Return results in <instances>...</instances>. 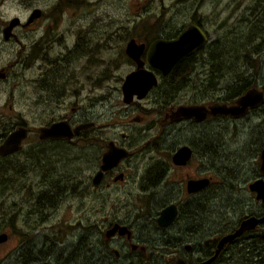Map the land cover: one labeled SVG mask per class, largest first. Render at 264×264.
Segmentation results:
<instances>
[{"label":"flooded vegetation","instance_id":"obj_1","mask_svg":"<svg viewBox=\"0 0 264 264\" xmlns=\"http://www.w3.org/2000/svg\"><path fill=\"white\" fill-rule=\"evenodd\" d=\"M7 1L9 0H0V57L3 43L16 44L22 48L18 53L24 55V50L27 52L26 58L20 62L22 66L26 65L30 69L40 59H43L48 67L42 69L41 77L35 79L39 88L31 93L30 96L32 105L42 108L41 112L35 113L36 119H40L39 122L41 123L28 126L23 121L16 124L7 133H4L1 136L0 145L3 144L12 131L20 126L30 128L28 137L23 141L22 150L9 155H0V158L6 160L22 152L29 138L34 141L32 147L34 152L30 150L32 164H36V161L40 159V157L37 159V155H40V153L44 156V153L57 149L56 151L60 153L59 157H48L47 161L46 157L44 158V170L48 174H45L44 178V194L41 196L38 193V199L43 198L45 201H53L56 204H60L68 196L84 194L86 189L76 188L77 183L83 184L82 181H77L76 177L73 180V176L55 174L56 171H61L60 167L66 166L64 163L60 165L61 162L68 160V164L71 163L66 157V149H71V151L78 153L86 143H94L91 145L96 146L97 154H95L92 161L94 165L93 174L89 177V182L92 185L87 184V188L91 187L96 193L103 189L108 190L111 197L110 202L117 206L113 211L107 212L105 222L100 223L96 219L89 225L82 220L73 224L74 230H77L75 232L80 235L73 249H67L57 244V242L61 241V237L54 238L52 240L54 241V249L44 253L46 261L35 262V264H264V136L260 135V127L264 125V102L257 107H250L246 114L239 117H234L230 114H209L202 121H197L194 118L172 120L169 117L180 106L192 104L205 106L212 104L234 105L241 96L250 90L257 89L264 92V67L260 69V65H257L252 59L255 53H259L257 51L261 50V47L256 52L249 53L248 51L244 52V57L240 56L241 60H247L246 65L248 67L245 68L249 72L248 74L239 73L238 81L233 78L230 81L231 83L225 86L222 84L223 79L217 84L212 83V75L220 69H217V67L214 69V66L208 61L211 59L210 52L213 45L216 42H226V36L220 35L222 31L220 25L222 23L213 25L215 32L209 30L207 26L211 23L210 17L205 13L199 12V9L190 19L186 17V25L183 24L181 28L176 29V32L172 33L169 27L166 26L164 28L166 34L163 35V32H161L153 36V40L150 43L146 41L138 42L136 38L130 39H135L138 43H144L149 47L158 39H177L183 31L189 29L192 25L199 26L207 37L205 45L186 57L176 67L177 69L186 61V78L179 79L178 83L171 79L167 87L164 86L156 97V102L163 105L160 108V112L163 114L160 124L162 126L166 124L178 126L189 121L196 127H201L202 132L209 129L213 130L215 127L216 130L227 132L229 128L233 127L232 131L235 133L230 139L232 141L237 134L242 133L244 135L247 132L248 136L244 139L239 138L236 140L243 143L244 140L248 139L247 143L253 145L248 154L255 155L254 161L257 162L246 171L235 169L232 175H228L225 178V181L217 182L222 185L215 188L213 175L188 177L186 180V166L189 165L197 153L199 154L197 143L186 144L177 142L172 149L159 147L156 144V148H149V151H154V157L157 158L153 160L156 162L151 164L148 169L146 166L144 173L141 175L140 157L144 155L146 149L138 147L140 141L135 143L127 142V133H122L123 139L121 141L114 139V137L107 141L101 136L99 131H96L98 127L97 119L88 116L82 111L84 101L89 103L98 101V97L95 99L92 94L93 90H97L98 84L94 75L97 72V68L95 64H92L94 60L91 59L95 57L97 50L95 44L97 41L90 38L85 31L82 36L76 39L75 46L70 48L63 36L62 42L67 51L65 53L62 52L57 57H52L48 53L49 50H52L51 47L58 37L56 34L59 33L62 25L60 24L59 27L55 21L49 20V22L45 21V24L41 25L42 28L44 27L42 37L36 41L30 53V45L27 48L24 37L30 39V32L38 31L35 25L43 17L44 11L39 7H33L30 14V0H23L26 2V8L28 7L27 10L29 11L27 19L14 16L6 20L2 17L1 9L2 5ZM214 1L201 0L199 7L202 8L208 3L214 5ZM64 6H66V3L62 1L57 9L61 10ZM251 6L248 5L246 13L244 11L242 16H239L237 19L239 22H247L249 24L251 18L255 15V18L260 23L261 17H259L258 12L254 13ZM37 8L41 9L40 17L30 21L32 13ZM15 18H19V22L12 26ZM254 19L251 25H254ZM166 25L170 26L169 24ZM171 26L173 27L172 24ZM10 27V32H7ZM92 32H94V29ZM241 42H245V39ZM262 44L261 40L259 45L261 46ZM42 49L45 50V54L41 52ZM125 54L127 55L126 48ZM145 57L144 53V60ZM87 58H90V61L83 66L84 60L86 61ZM128 59L133 64L135 63L136 68L134 70H136V62L129 56ZM236 59H239V57ZM198 67H201L200 70H198ZM146 68H148L147 65ZM251 70H254V73H250ZM173 73L167 77L156 73L158 84L144 98L139 99L135 96L132 102L126 103L123 95L124 103L127 106L138 105L143 100H146L153 90L160 86L162 80H168ZM9 74V67L0 65V82L7 80ZM193 74L205 75V89L215 90L218 95L211 99L204 98L199 103L186 104V101L181 100L183 93L186 91L185 87L181 86L186 83V87H189L191 85L189 78ZM83 76H86L89 80L93 79L94 83H84L82 80ZM85 91L89 93H84ZM143 119L142 115H138L134 121L139 123ZM59 122H67L72 128L88 122H92L94 125L90 129L75 134L70 139H42L40 133L35 131V129L50 127ZM214 122L217 125H212ZM262 134L264 135L263 132ZM106 141V149L98 146L99 142L104 144ZM204 141L206 142L203 138L202 142L204 145L202 146L204 152H201L202 149L200 151L204 156L217 153V151L214 153L216 149L219 150V154H222L223 150L225 151L228 148L227 140L223 135L217 138V143L210 144L209 148L205 146ZM110 142H114L118 147L127 149L129 154L112 168L102 170L103 156L108 151ZM244 143L240 148L241 150H236H244L247 146V143ZM186 145L192 148L193 156L187 164H177L174 156ZM40 146H42L41 150ZM77 156L79 155H75V157ZM138 161H140V164ZM101 170L103 172L102 178L96 185L95 178ZM219 170L224 173L223 169L219 168ZM134 176L135 179H132ZM202 178H208L209 184L191 193L188 189V182L191 179ZM133 182V187L137 188V192L136 196H134V203H131L133 195L130 186H132ZM228 189L233 194L223 195ZM186 197H191L192 199L198 197V205L193 206V208H186ZM215 201H219L220 211L211 209V204ZM137 202H146L148 205L147 210L137 207ZM121 204L127 206H119ZM170 205L176 206V215L170 224L161 225L159 221L161 213ZM30 214L41 215L39 212ZM43 217L46 220L49 219L45 214H43ZM17 219L18 216L15 213L0 217V235H8V239L0 243V247L10 240L12 231L19 233L20 228L17 226ZM56 227L61 229L60 225L53 228ZM81 231L84 232L81 233ZM85 234L87 239L90 240L89 245L87 243L84 244L85 242L82 243ZM45 239H49L47 233ZM56 252L60 253L58 258L55 256ZM11 254H6V259ZM239 254H241L240 258ZM61 255H65L64 258L60 257ZM24 256L25 254L20 255L18 251V255L13 256V264H21L25 261ZM79 256L83 257L82 263L78 262ZM41 259L42 257L37 255L36 260V257L30 251V261H40Z\"/></svg>","mask_w":264,"mask_h":264},{"label":"rangeland","instance_id":"obj_2","mask_svg":"<svg viewBox=\"0 0 264 264\" xmlns=\"http://www.w3.org/2000/svg\"><path fill=\"white\" fill-rule=\"evenodd\" d=\"M62 1L66 3V6L59 10L57 7ZM200 1L30 0V14L33 7H39L44 11V15L38 24L35 25L38 31L30 32V39L24 37L26 39L24 42L27 48L30 45L31 53L36 41L42 37L44 27L42 28L41 25L45 24V21H55L59 27L60 24L62 27L59 33L56 34L58 37L51 47L52 50H49L51 54L48 53V55L57 57L62 52L65 53L67 51L62 42L63 36L66 44L72 48L75 46L76 39L86 31L90 38L97 41L95 44L96 54L91 59L94 60L92 64H95L97 68V72L94 75L99 88L97 87V90L92 92L95 99L98 97V101L92 103L84 101L82 111L88 116L97 119L98 127L96 131H99L101 136L107 141L111 137L121 141L123 139L122 133L128 134L127 142L135 143L140 141L138 147L146 149L144 155L140 157L141 164L138 161L142 170L141 175L144 173L146 166L148 169L151 164L156 162L153 160L157 158L154 157V151H149L156 148V144L159 147L172 149L177 142L186 144L197 143L199 154L197 153L189 165L186 166V180L188 177L213 175L215 188H218L222 184L217 182L225 181V178L228 175H232L235 169L246 171L257 163L254 161L255 155L248 154L253 146L247 143L248 139L244 140L247 143L244 150H236L245 144L244 142L241 143V141L238 142L236 139H244L248 136L247 132L244 135L242 133L237 134L232 141L230 139L235 133L232 131L233 127L229 128L227 132L216 130V127L213 130L209 129L202 132L201 127H196L189 121L178 126L169 124L162 126L160 123L163 119V114L160 112V108L163 105L156 102V97L164 86L167 87L170 80H162L160 86L153 90L150 96L138 105L127 106L123 101L121 90L127 74L136 68L135 63L133 64L125 54L127 42L131 38H136L138 42L146 41L150 43L153 40V36L161 32H163V35L166 34L164 29L166 26L169 27L172 33L176 32V29L181 28L183 24L186 25V17L190 19L198 9L199 12L209 15L211 21L209 26H207L209 30L215 32L213 25L222 23L220 25V29H222L220 35L226 36V46L228 48H234L237 46L235 45L236 43L244 41V39L245 42L243 43L250 45L251 49L255 48L257 51L261 47V50L257 51L259 53H255L252 59L257 65H260V69H263L264 4L262 6L259 5V0H215L214 5L208 3V5L200 8ZM248 5H252L254 13L259 10V17L262 15L263 22L260 23L262 25L259 24L255 27V22L257 21L255 15L251 18V22L255 18L254 25H251L250 21L247 24V22H239L237 20L244 11L246 13ZM27 8L26 2L23 0H9L2 5L1 14L6 20L14 16L27 19L29 15ZM231 20L233 21L231 22ZM93 29L94 32H92ZM261 40L263 44L260 46L259 42ZM2 46L0 65L9 67L10 74L7 80L0 82V143L1 136L20 122L24 121L28 126L41 123L39 122L40 119H36L35 113L41 112L42 108L33 106L30 96L31 93L39 88L35 79L41 77L42 69L48 67L43 59H40L30 69L26 65L22 66L20 62L26 58L27 52L24 50V55L18 53L22 48L16 44L3 43ZM41 52L45 54V50L42 49ZM232 56L234 57L232 59L233 68L225 72L226 76L222 81L225 86L228 82L229 84L231 83L233 75L231 73L234 68L237 70V75L239 73L248 74L249 72L245 68L248 67L246 65L247 60L243 58L241 60L240 58V56H245L244 53H232ZM237 57L239 59H236ZM89 61L90 58H87L86 61L84 60L83 66L87 65ZM200 68L198 67V70ZM250 73H254V70H251ZM192 77L189 78L191 80L189 87H186V83L181 86L186 89L181 98V100L186 101V104L199 103L204 98L211 99L218 95L215 90L205 89V75L193 74ZM82 80L87 84L94 83L93 79H90V81L86 76H83ZM84 93L89 92L85 91ZM138 115L144 117L139 123L134 121ZM212 125L217 124L214 122ZM260 129V135L264 136L262 134V132L264 133V125ZM218 133L226 138L228 148L225 151L223 150L222 154H219V150L216 149L214 153L215 151L217 153L204 156L201 153L204 152L202 139L206 140V142L204 141L205 146L209 148L210 144L217 143L216 140L220 137ZM107 141L104 144L99 142L98 146L106 149ZM33 143L34 141L29 138L22 152L6 160L0 158V217L11 213L17 214V226L20 228L19 233L12 231L10 240L0 247V264H13V256L18 255V251L20 255L25 254V261L21 264L45 262L46 256L44 253L54 249V241L52 240L57 237H61V241L57 242V244L67 249H73L80 236L78 232H75L77 230H74L73 224L82 220L89 225L96 219L100 223L105 222L107 212L113 211L117 207L110 202L111 197L108 190L103 189L96 193L91 187L87 188V184H90L89 177L92 176L94 171L92 161L95 154H97L96 146L91 145L94 143L90 142L86 143L78 153L71 151V149H66V157L72 165L70 162L68 164V160L63 161L60 165L64 163L66 166L60 167L61 171L55 172V174L73 176V180L76 177L77 181H82L83 184L77 183L76 188H86L84 194L68 196L58 207H47L46 215L49 219H45V221H41L37 225L40 215L30 213L37 212L35 210L39 194L41 196L44 194V178L45 174H48L44 170V158L46 157V161L48 157L57 158L60 153L56 151L57 149L44 153V156L40 153L41 156L37 155V159L39 157L40 159L36 161V164H32L30 150H32ZM39 148L41 150L42 146ZM32 152L34 151L32 150ZM77 154L79 156L75 157ZM219 168L223 169L224 173L220 172ZM6 170L7 172H5ZM132 179H135V176ZM133 184L134 182L130 186L133 195L131 203H134V196H136L137 192V188L133 187ZM229 194H233V192L228 189L223 195L228 196ZM219 204V201H215L211 204V209L220 211ZM136 205L142 210H147L148 205L146 202H137ZM195 205H198V197L196 199L186 197V208H193ZM119 206L126 207L127 205L121 204ZM58 225H60L61 229L58 227L53 228ZM83 232L81 231V233ZM46 233L49 237L48 240L45 239ZM82 243L90 244L86 234L83 236ZM30 251L36 257V260L37 255L42 257V259L40 261H30ZM10 253L12 254L6 259L5 255ZM59 254L56 252L55 256L58 258ZM64 256L61 255L60 257L64 258ZM238 256L240 258L241 254ZM82 259L83 257L79 256L78 262L82 263Z\"/></svg>","mask_w":264,"mask_h":264},{"label":"water","instance_id":"obj_3","mask_svg":"<svg viewBox=\"0 0 264 264\" xmlns=\"http://www.w3.org/2000/svg\"><path fill=\"white\" fill-rule=\"evenodd\" d=\"M40 15L41 9H35L30 17V21L40 17ZM17 22H19V18H15L12 22V26L16 25ZM10 30L11 27L7 29V32H10ZM206 41V35L197 25H192L189 29L183 31L177 39H158L149 47L144 43H138L135 39L130 40L126 45V53L136 62L137 69L127 74L124 79L122 84L124 101L130 103L134 100L135 96L139 99L144 98L149 91L158 84L156 73L164 77L171 75L186 57L202 48ZM144 53L146 55L145 60L143 59ZM146 65L148 68H146ZM263 102L264 92L254 89L241 96L234 105L212 104L205 106L201 104H192L180 106L176 111H173L169 117L172 120L194 118L197 121L204 120L209 114H230L234 117H239L246 114L250 107H257ZM93 125L94 123L88 122L72 128L67 122H59L50 127L35 129V131L40 133L42 139H70L75 134L90 129ZM29 133L30 128L27 126H20L12 131L3 144L0 145V155H9L21 151L23 148V141L28 137ZM108 148V151L103 156L102 170L112 168L129 154L127 149L118 147L114 142H110ZM192 156V148L186 145V147L181 148L177 152L174 156V160L177 164H187ZM102 170L95 178L96 185L102 178ZM208 184V178L191 179L188 182V189L192 193L204 188ZM176 212L175 205L166 207L159 218L160 224H170ZM7 239V234L0 235V243L5 242Z\"/></svg>","mask_w":264,"mask_h":264},{"label":"trees","instance_id":"obj_4","mask_svg":"<svg viewBox=\"0 0 264 264\" xmlns=\"http://www.w3.org/2000/svg\"><path fill=\"white\" fill-rule=\"evenodd\" d=\"M259 5H263L264 4V0H259L258 2ZM256 12H259V10H257ZM261 19H260V23L263 22L262 21V15L260 16ZM257 21L255 22V27L257 25H259V21L258 19H256ZM262 25V24H260ZM226 42L225 41H222V42H216L213 47L211 48V52H210V56H211V59L208 60L210 64H212L214 66V69L215 67H217V69L219 68L220 70L219 71H216L215 74L212 75L211 77V80H212V83H219L222 79L225 78L226 76V71L230 68H233L232 65L234 63H232V59L234 58L232 56V53H235V54H240V53H244V52H248L251 53V52H256V49L253 48L251 49L250 45H247V44H244L243 42H238L236 43L234 48H228L226 46ZM185 68H186V61L183 62L176 70L175 72L173 73L172 76L169 77L168 81L173 79L176 81V83H178L179 79L181 78H186V71H185ZM232 79H236V81H238V77H240V75L238 74L237 75V70L234 68L232 70ZM229 83V82H228ZM7 172V170L5 171ZM2 174H4L2 172ZM69 177V176H68ZM59 206V203L56 204L55 202L53 201H45L43 198L41 199H38L37 202H36V210L37 212L41 213L40 217H39V222L37 220V224H39L41 221H45L44 217H43V214H47V207H58ZM37 227V226H36Z\"/></svg>","mask_w":264,"mask_h":264},{"label":"bare ground","instance_id":"obj_5","mask_svg":"<svg viewBox=\"0 0 264 264\" xmlns=\"http://www.w3.org/2000/svg\"><path fill=\"white\" fill-rule=\"evenodd\" d=\"M222 180V179H221Z\"/></svg>","mask_w":264,"mask_h":264}]
</instances>
